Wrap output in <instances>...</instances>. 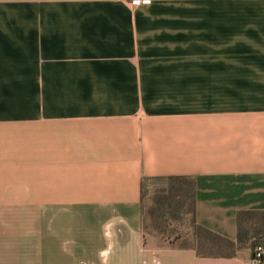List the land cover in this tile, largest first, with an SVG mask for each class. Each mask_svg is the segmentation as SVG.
Segmentation results:
<instances>
[{
    "label": "crops",
    "instance_id": "0c3cea01",
    "mask_svg": "<svg viewBox=\"0 0 264 264\" xmlns=\"http://www.w3.org/2000/svg\"><path fill=\"white\" fill-rule=\"evenodd\" d=\"M167 176L264 210V0H0V264H245L142 231Z\"/></svg>",
    "mask_w": 264,
    "mask_h": 264
},
{
    "label": "trees",
    "instance_id": "16d2710c",
    "mask_svg": "<svg viewBox=\"0 0 264 264\" xmlns=\"http://www.w3.org/2000/svg\"><path fill=\"white\" fill-rule=\"evenodd\" d=\"M184 214L189 215L190 233L168 239L167 219H178ZM235 226L236 237L232 240L195 221V183L192 177L167 176L162 189L151 194L141 192L142 231L155 235L167 246L193 249L197 257L232 258L244 248H249L251 253L257 245L264 249V210H238Z\"/></svg>",
    "mask_w": 264,
    "mask_h": 264
},
{
    "label": "rangeland",
    "instance_id": "374dc122",
    "mask_svg": "<svg viewBox=\"0 0 264 264\" xmlns=\"http://www.w3.org/2000/svg\"><path fill=\"white\" fill-rule=\"evenodd\" d=\"M154 182H150V184H153V188L157 187ZM152 188V187H151ZM151 188L149 189V193H151L153 190H151ZM188 218L189 215L188 214H184V215H180L178 219H171L168 218L167 219V223H168V234L170 236V238L168 239H175L176 237H185L188 235V233H190V229H189V224H188ZM175 235H177L176 237H174ZM181 241V239H179ZM176 243H178L177 240H175ZM168 243V242H165ZM250 250V249H249ZM251 252V250H250Z\"/></svg>",
    "mask_w": 264,
    "mask_h": 264
},
{
    "label": "built area",
    "instance_id": "2783aa9c",
    "mask_svg": "<svg viewBox=\"0 0 264 264\" xmlns=\"http://www.w3.org/2000/svg\"><path fill=\"white\" fill-rule=\"evenodd\" d=\"M264 261V249L257 245L254 247L249 260L245 264H262Z\"/></svg>",
    "mask_w": 264,
    "mask_h": 264
}]
</instances>
